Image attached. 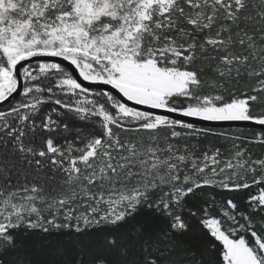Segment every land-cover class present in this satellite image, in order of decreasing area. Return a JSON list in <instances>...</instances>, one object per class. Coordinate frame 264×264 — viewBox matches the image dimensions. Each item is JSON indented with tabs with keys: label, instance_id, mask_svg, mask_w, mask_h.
I'll list each match as a JSON object with an SVG mask.
<instances>
[{
	"label": "snow or ice",
	"instance_id": "snow-or-ice-1",
	"mask_svg": "<svg viewBox=\"0 0 264 264\" xmlns=\"http://www.w3.org/2000/svg\"><path fill=\"white\" fill-rule=\"evenodd\" d=\"M0 264H264V0H0Z\"/></svg>",
	"mask_w": 264,
	"mask_h": 264
},
{
	"label": "trees",
	"instance_id": "trees-1",
	"mask_svg": "<svg viewBox=\"0 0 264 264\" xmlns=\"http://www.w3.org/2000/svg\"><path fill=\"white\" fill-rule=\"evenodd\" d=\"M218 211V210H217Z\"/></svg>",
	"mask_w": 264,
	"mask_h": 264
},
{
	"label": "water",
	"instance_id": "water-1",
	"mask_svg": "<svg viewBox=\"0 0 264 264\" xmlns=\"http://www.w3.org/2000/svg\"><path fill=\"white\" fill-rule=\"evenodd\" d=\"M94 87V86H93Z\"/></svg>",
	"mask_w": 264,
	"mask_h": 264
}]
</instances>
